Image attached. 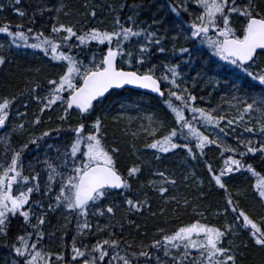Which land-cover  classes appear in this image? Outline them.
Listing matches in <instances>:
<instances>
[{
	"label": "snow or ice",
	"instance_id": "6c2138e0",
	"mask_svg": "<svg viewBox=\"0 0 264 264\" xmlns=\"http://www.w3.org/2000/svg\"><path fill=\"white\" fill-rule=\"evenodd\" d=\"M14 3L19 6L21 0H14ZM190 3L195 4V10H190ZM190 3L188 0H176L171 12L180 18L176 21L180 30L173 40L183 35L193 47L181 45L177 48L173 45L172 52H178L181 57L187 55L189 60L185 63H190L193 51H202L196 47L197 42L206 46L208 64L219 68L217 75L225 76L224 85L230 89L227 93L230 101L225 102L236 109L235 115L224 112L219 105L216 108L198 106L197 101L204 97L193 94L185 85L180 63H150L154 47L160 53L167 51L163 42L168 36L167 33L159 34L151 25L142 26L136 7L129 6L131 14L122 21L120 13L125 5L117 9L109 4L108 8L113 13L110 28L85 27L80 21L65 23L56 16L46 35L47 26L45 30L34 33L32 27L25 30L22 23L15 25V30L10 23H0V34L4 35L9 48L39 49L62 69L55 77L47 79L46 87L35 83L26 89L29 98L40 105V115L30 121L31 125L34 128L39 126L43 113L53 106L61 109L58 116L60 125L21 143L19 149L11 148L10 137L3 138L0 240L4 241V247L9 248L13 257L11 264H237L233 242L229 240L226 244L225 241L238 232L246 233L255 246L264 249V218L258 224L241 209L224 182L225 176L235 172L243 170L250 173L255 177L253 189L264 204V175L247 162L249 154L253 157L259 154L264 167V0H190ZM64 7L38 11L42 16L45 10L61 13ZM15 11L21 18L27 15L20 7ZM182 13L191 17L186 26ZM63 15L67 17L70 13L63 12ZM87 15L95 18V8L88 9ZM28 22L35 23V13ZM156 23L163 21L153 20V24ZM133 42L135 48L130 47ZM92 44L104 47L98 52L93 51L88 63L79 58V53L73 54L74 49H79L80 53L86 48L91 51ZM3 47L0 44V49ZM6 63L7 57L0 54V66ZM228 66L232 67L231 72ZM237 70L256 82L253 87H259L258 94L250 91L241 94L243 85L239 83L240 77L234 75ZM129 85L157 94L171 115L168 125L149 117L150 126L145 131L152 140L145 144L146 148L165 154L183 149L192 160L205 156V149L210 146L214 145L219 150L222 167L217 170L211 163H206V168L215 186L227 194L224 208L215 215L226 218L231 213V221L219 226L211 224L204 212L194 208L193 212L199 218L181 222L170 231L157 229L159 238L148 244L140 241L139 250L114 231L117 225L122 230L124 227L120 220L115 219L122 205L126 215H142L145 211L153 217L157 215L151 211L147 192L144 198L138 194L128 195L132 181L138 179L143 165L133 163L124 172L120 170L117 164L119 148L107 143L106 117L97 114V109L111 95L110 90ZM38 90L44 95H39ZM16 100L15 95L0 97V128L8 127ZM239 125L244 126L242 132H237ZM164 128L167 131H161ZM25 130L24 123L17 124L14 129L21 135ZM52 132L67 134L69 139L62 149H56L54 159L43 161L46 180L35 169L25 174L24 155L29 144L38 145ZM244 133H248L249 138ZM230 134L236 140L235 145L227 142ZM257 135L259 139L254 142L250 137ZM155 153V159L160 160L161 157ZM225 153L229 155L225 156ZM153 175L159 179L150 180L147 187L155 191L164 204L180 205L183 199V206H190L187 198L169 194L170 187L174 188L178 183L174 177L159 170ZM188 179V176L184 177V180ZM114 192L121 195V203L114 198ZM164 211L161 207L160 213ZM53 212L63 216L65 224L62 228L66 229L75 222L71 245L64 240L68 234L65 231L59 251L46 246V240L55 236V233L46 235L44 230L49 222L48 214ZM98 217H106V222L103 225L98 221L93 223ZM15 219L21 223L17 234L13 235L12 221ZM128 224L135 225L137 230L140 228L133 220L129 219ZM91 237H97L94 243Z\"/></svg>",
	"mask_w": 264,
	"mask_h": 264
},
{
	"label": "trees",
	"instance_id": "16d2710c",
	"mask_svg": "<svg viewBox=\"0 0 264 264\" xmlns=\"http://www.w3.org/2000/svg\"><path fill=\"white\" fill-rule=\"evenodd\" d=\"M176 0H105L104 3L99 0H21L19 6L15 5L14 0H0V23H10L15 30V25L24 24L25 30L27 27H32L34 33L37 31L45 30L47 26L48 34L50 31V25L55 22V17L59 16L62 22L76 23L80 21L85 27H102L110 28L113 13L108 8L109 4H113L117 9L121 5L123 7L121 20L126 21L127 16L131 14L130 7H136L139 13L138 20L143 22L142 26L147 27L151 25L153 30H158L159 34L167 33L168 38L163 42L166 52L160 53L157 48H153V54L150 59V63L161 64L163 63H180L184 76L185 85L198 97H204L203 100H198V106L208 108H216L218 105L222 107L223 111L229 115H235L236 109L230 108L225 101L230 99L227 93L230 89L224 85L225 76L223 74L217 75L219 68L215 65H209V55H207V48L204 45H200L197 42L196 47L201 48L202 51H193L191 56V62L185 63L189 60L187 55L180 56L177 52L173 54V45L177 48L181 45L192 48L190 42L184 39L181 35L179 39L173 40V37L177 35L180 30L179 25L176 23L180 18L171 12V6ZM98 4V5H96ZM61 5H65L61 13H57L54 10L52 12L44 11L41 16L38 9L47 8H59ZM85 5L88 7L86 8ZM16 7H20L27 15L23 18L19 17L15 11ZM90 8H95L97 16L91 18L87 15V11ZM63 12H69V16H64ZM35 13V23L29 24L28 20ZM183 23L186 26L191 22V17L186 13H182ZM153 20L163 21V23L153 24ZM32 42V41H30ZM0 44L4 47L0 49V54L7 57L8 63L0 66V97L13 96L17 97L16 103L12 108L11 121L7 128H4L0 136V160L5 155V141L4 137H10L9 143L11 148L19 149L21 143L27 142L33 136H39L41 132L55 129L60 125L58 116L61 114V109L58 106H53L51 110H46L42 115V123L35 128L31 125L30 121L34 119L36 115H40V105L29 98L26 92L27 88L34 86L35 83H40L42 87L47 86V79L53 78L62 69L56 64V62L50 61L49 57H45L43 52L39 49L31 48H9L3 34H0ZM104 46H98L92 44L90 46L91 51L86 48L82 53L79 49H74L73 54L79 53V58L84 62L87 57L93 52H98L99 48ZM130 47L135 48L136 44L133 42ZM260 61H258L259 63ZM126 67V66H125ZM229 71H232V67L228 66ZM259 71V69H255ZM234 75L240 77L239 83L243 85L241 94L243 91H250L254 95L260 91L259 87H253L256 82L252 81L246 75L237 70ZM184 86V85H182ZM24 95H21V93ZM38 94L43 96L44 93L38 90ZM122 98H129L131 100H148L153 106L158 107L161 112V116L164 118L166 125L171 123V115L167 112L166 106L163 104L161 98L150 96L146 93L133 90L123 89L114 90L111 95L104 100L101 108L97 109V114L106 117L104 123L107 130V143L110 146L119 148V155L117 156V164L122 172L133 163L143 165V170L139 174L137 180L132 181V190L128 195L138 194L140 198H144V189L140 186L142 183L147 182L149 177H156L153 175L154 171H166V174H171L175 170V165L178 164L175 159H180V154L184 155L189 163L193 166L197 179H202V182L197 183L195 188H187L186 184H181L178 181L176 188L178 198H187L191 204L187 208L183 206V199H181L180 205L172 203L165 206L164 213H160L161 205L160 196L154 192H147L149 202L151 204V211L156 212L157 215L153 217L150 212L145 211L142 215L125 214V206L122 205L121 210L117 212L116 220H120L124 225L123 230L117 225L114 231L120 235L121 239L128 240L133 243L134 248L139 250L140 241L144 244L151 243L152 240L159 238L157 229L164 228L165 231H170L174 227L178 226L181 222H189L194 218H199L193 213V209L202 211L204 214H215L218 210H222L226 204V193L222 189H218L215 186V182L211 180L210 174L207 171L206 163H211L212 166L219 170L223 165V159L220 156L219 150L213 145L210 148L205 149V156L199 157L197 160H192L186 156V152L183 149H177L175 153H155V150L148 149L141 139L133 137L131 133L118 121V100ZM25 105H27L25 107ZM164 109V111L162 110ZM19 113V114H18ZM186 115L191 117L190 113ZM248 118L246 117V121ZM73 122H75V116L73 115ZM24 123L25 131L23 135L14 131L17 124ZM66 127V125H65ZM199 127V126H198ZM243 125H239L237 132L243 131ZM203 131L204 129L201 128ZM167 131V128L164 129ZM245 135L248 133H244ZM69 136L67 134L58 135L56 132H52L49 137H45L39 142L38 145L29 144L28 149L24 155V167L25 174L35 169L36 172L41 174V178L46 180V166L43 163L45 159H54L57 156V148H61L68 141ZM227 142L236 144L233 136L230 134L227 138ZM51 146V147H49ZM155 155L161 157L160 160L155 159ZM177 153H180L177 155ZM10 151L8 155H10ZM229 155L225 153V156ZM261 157L259 154L253 157L249 154L247 158L248 163H252L257 171L264 175V167L260 163ZM177 172V171H176ZM228 193L231 194L234 201L239 202V207L245 210L250 216H252L259 224L261 218H264V204L260 201L256 192L253 189L255 184V177L250 173L241 170L235 172L229 176L224 177ZM114 198L118 203L122 202V197L118 193H113ZM39 199V196L35 197ZM48 203L47 199L44 201ZM190 210V211H189ZM224 216H219L218 221L210 222L215 225L224 224ZM106 217H98L93 220V223L97 221L103 225L106 222ZM135 221L140 225L139 230L135 228V225H129L128 220ZM227 221L232 220V214L229 213L225 218ZM48 223L45 224L44 230L46 235L49 233H55L52 239L46 240V246L52 251L61 250V237L64 232L67 231V236H64V240L71 245L72 236L75 234V222L68 225L67 228L61 226L65 224V220L61 213L53 212L48 214ZM21 223L19 219L12 221V234L15 235L18 232V226ZM146 233V235H144ZM103 236V233L100 234ZM97 237H91L94 243ZM231 240L237 251V264H264V249L255 246L250 240L248 235L241 232L234 237H228L225 241ZM4 241L0 240V264H11L12 255H10L9 248L4 247ZM246 245V246H245ZM156 253L154 252L153 255ZM161 256L163 253H159ZM143 260V258H141Z\"/></svg>",
	"mask_w": 264,
	"mask_h": 264
},
{
	"label": "rangeland",
	"instance_id": "374dc122",
	"mask_svg": "<svg viewBox=\"0 0 264 264\" xmlns=\"http://www.w3.org/2000/svg\"><path fill=\"white\" fill-rule=\"evenodd\" d=\"M99 2L104 3L105 0H99ZM190 3V0H188ZM98 5V4H96ZM195 4L190 3V10H195ZM92 53L87 57L85 60V63H88V61L91 59ZM127 67V65H125ZM228 101H230L229 98H227ZM234 103V102H233ZM229 105V104H228ZM235 109V108H233ZM164 111V109L162 108ZM160 109L158 107L153 106L148 100H138L136 102L135 100H131L129 98H122L118 100V121L121 122V124L131 133L133 137L141 139L144 143L151 142L152 137L148 135V133L145 131V128L149 127V117H151L153 120L159 119L160 121H164V118L161 116L159 113ZM255 116V114H254ZM152 127H155V125H151ZM165 129V128H164ZM162 129L161 131H164ZM135 133L136 135H133ZM159 135V133H158ZM246 138H249V134H244ZM251 139L255 142V140L259 139L258 135L257 136H251ZM234 142L236 140L234 139ZM235 145V143L233 144ZM180 153H177L179 155ZM178 164L175 165V170L177 171H172L170 175L171 177H174L177 181H181V184H186L187 188H195L197 183L202 182V179L198 180L195 170L193 166L189 163V161L186 159L184 155L180 154V159H175ZM194 173V175H193ZM188 176V180H184V177ZM158 177H149L147 179V182H144L141 184L140 188H146L145 192H150V188L147 187L148 182L150 180H158ZM178 193V189L176 186L174 188L170 187V192L169 194L171 195H176ZM161 200V198H160ZM162 204L161 207H165L168 205H171L172 203L169 204H164L163 201L161 200ZM194 213V212H193ZM195 215V213H194ZM205 217L211 222H216L219 216H216L215 214L207 213L204 214ZM224 224L227 222V220H224ZM241 232H238L236 235H239Z\"/></svg>",
	"mask_w": 264,
	"mask_h": 264
},
{
	"label": "water",
	"instance_id": "95a60500",
	"mask_svg": "<svg viewBox=\"0 0 264 264\" xmlns=\"http://www.w3.org/2000/svg\"><path fill=\"white\" fill-rule=\"evenodd\" d=\"M124 88L138 89V90H141V91H144V92H147V93H151L152 95L158 96L157 94L152 93V92H150V91L147 90V89H139V88H136V87L131 86V85H129V86H125ZM124 88H123V89H124ZM114 90H120V89H114ZM110 91H112V90H110ZM0 132H1V128H0Z\"/></svg>",
	"mask_w": 264,
	"mask_h": 264
},
{
	"label": "bare ground",
	"instance_id": "6f19581e",
	"mask_svg": "<svg viewBox=\"0 0 264 264\" xmlns=\"http://www.w3.org/2000/svg\"><path fill=\"white\" fill-rule=\"evenodd\" d=\"M142 189V188H141ZM144 189V191H145V189L146 188H143ZM155 191H153V190H151V193H154ZM190 211V210H189ZM223 220H226L225 218L223 219ZM217 221H218V219H217Z\"/></svg>",
	"mask_w": 264,
	"mask_h": 264
}]
</instances>
